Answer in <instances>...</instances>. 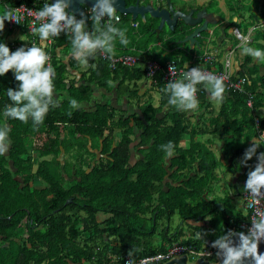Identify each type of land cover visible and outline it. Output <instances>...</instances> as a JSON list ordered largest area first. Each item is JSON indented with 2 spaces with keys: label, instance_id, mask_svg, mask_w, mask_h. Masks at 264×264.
Instances as JSON below:
<instances>
[{
  "label": "trees",
  "instance_id": "obj_1",
  "mask_svg": "<svg viewBox=\"0 0 264 264\" xmlns=\"http://www.w3.org/2000/svg\"><path fill=\"white\" fill-rule=\"evenodd\" d=\"M29 1L3 0L0 14L19 2L30 4ZM129 18L121 16L115 25L125 27L130 39L128 44L118 45L122 52L114 55L128 53L144 65L155 58L148 50L152 34L148 24L139 19L140 31L136 35L138 32L127 23ZM86 28L93 30L90 18ZM21 31L27 36L26 45L21 47H43L37 33L29 34L24 28ZM72 39V34L62 32L53 37L50 48L44 49L50 53L56 72L53 99L57 106H50L42 124L34 127L31 118L25 123L4 116L6 106L12 103L7 89L18 90L19 85L12 71L0 76V128L11 129L9 150L0 155V264H123L130 252L131 259H138L165 252L177 244L215 249L212 243L234 230L247 214L242 217L229 213L224 200L219 211L214 207L216 200L207 197L218 163L205 146L206 141L195 137L199 133L225 136V141L229 134H245L246 140L255 135L260 137L258 154L264 153V116L259 112L264 101V79L257 76L254 64L249 67L251 59H244L236 76L247 78L245 87L253 94V107H247L243 93L225 90L218 112L212 114L210 103L204 104L207 87L200 84L204 90L197 96L198 108L205 106V115L210 117L202 116L203 122L199 117L202 123L192 126L187 111L168 105V82L158 71L147 78L144 68L138 65L117 63L110 67L109 59L100 57L99 52L80 70V62L71 55ZM173 52L165 63L173 60L182 66L185 55ZM191 52L190 57L202 53ZM219 56L220 52L207 65L220 69ZM70 70L80 73L81 84L68 79ZM143 79H150L151 85L140 92ZM91 85L106 92L115 88L120 95H127L137 112L126 116L127 111L105 101L87 109ZM151 90L158 93L157 105ZM71 99L81 107L72 108ZM186 135L189 145L183 143ZM169 142L174 145L170 159L161 147ZM242 150L238 147L232 154L231 166L237 164ZM134 154L139 156L133 159ZM169 171L172 182L166 183ZM225 201L230 204L231 200ZM175 211L181 222L194 224L189 222L181 228L177 225L170 234ZM214 212L220 218L212 216ZM197 222L202 225H195ZM186 230L189 235L184 234ZM199 231L204 234L201 239L196 236ZM182 234L183 240L179 239ZM156 235L159 240L153 242Z\"/></svg>",
  "mask_w": 264,
  "mask_h": 264
},
{
  "label": "clouds",
  "instance_id": "obj_2",
  "mask_svg": "<svg viewBox=\"0 0 264 264\" xmlns=\"http://www.w3.org/2000/svg\"><path fill=\"white\" fill-rule=\"evenodd\" d=\"M71 3L72 0H55L54 3H45L36 13V19L41 23L33 31L42 41L57 37L62 32L71 33L73 36L72 58L86 67L89 58L95 57L97 52L107 54L109 57L114 55V41L117 38L121 44L129 43L126 30L115 26L120 22V16L117 15L120 13H117L115 7L117 0H95L91 8L90 19L93 24L91 32L86 28L83 14H81L82 18L77 19L74 13L68 11ZM18 10L8 9L0 14V33L4 31L6 20L14 21L12 19L14 11ZM105 19L108 21L106 24ZM16 22L18 23V20ZM233 22L239 23V19L236 18ZM235 31L237 35H240L238 30ZM242 39L247 41V37ZM243 54L264 59V51L253 47H243ZM50 59L51 57L40 46L21 47L13 52L6 44L0 43V76L12 71L19 85L18 90L7 89V96L12 103L5 108L3 114L6 118L25 123L31 118L35 127L43 123L50 106H57V102L53 99L55 87L53 81L56 72L49 63ZM169 71L173 74L174 67H170ZM200 84L207 87L211 99H223L226 90L224 77L205 72L201 67H193L184 72L181 79L171 80L165 85V91L169 94L168 105L184 111L197 109L199 106L196 95L197 85ZM70 105L72 108L81 107L75 99L70 100ZM10 131L11 129L7 126L0 128V155L6 154L9 150ZM161 147L168 156L173 155L172 142ZM259 147V144L253 142L252 146L245 151L242 163L246 165L247 161L256 156ZM257 160L254 170L249 171L247 175L244 188L253 205H258L264 200V153H261ZM234 231L229 230L226 235H220L211 245L218 250L217 256L222 258V264H245V261H250L251 264H264V253L259 251V245L261 241H264V211H260L258 217L251 222L247 234ZM203 235L200 231L196 233L198 239H201ZM132 255L133 253L130 252L128 264H135L131 259ZM210 258L215 259V254ZM141 264H147V262L141 261Z\"/></svg>",
  "mask_w": 264,
  "mask_h": 264
},
{
  "label": "crops",
  "instance_id": "obj_3",
  "mask_svg": "<svg viewBox=\"0 0 264 264\" xmlns=\"http://www.w3.org/2000/svg\"><path fill=\"white\" fill-rule=\"evenodd\" d=\"M213 1H214L213 3H201L202 0H198L197 3H194L193 6H197L198 9L205 7L208 12L213 13L214 19H217V24L213 27H214V29L216 27L218 28V33L216 34V36H214L213 35L214 30H212V33H211L212 37L211 38H212V40L215 41L216 45L219 48L220 56L217 58V60H218L221 57L222 52L228 50L229 48H231L235 45V41L230 36L232 27H237L240 30V32H241V30H243V32H241V33L246 34L249 28L255 26L257 24V21L264 17L263 16L264 15V0H243L245 3H241V2L238 3L235 0H213ZM153 5H154V3H153ZM146 16H148V15H146ZM147 18H148V20L145 19V21H142L140 19V21L142 23L148 24L147 29L148 30L150 29V33L152 34L151 37H150L151 34L149 35V37L152 39L151 40L152 44L148 45V46H150V47H148L149 48L148 49L149 54L152 55L153 57H155L156 60H159L160 62H163L165 64V61L171 59V56L174 54L173 51H175L176 54L182 53L183 56L185 55L181 61L182 66L192 64V59H191L192 57H190V50L193 51L191 53H197L199 50L196 47L190 49L187 43H185L186 48L183 47L182 44H176L175 41L178 40L177 38H180V35H176V34L172 35V33L169 32V30L166 27H164L162 29V31H156V27H157V23H158L157 19H155L153 17H149V16ZM236 18L239 19V23L233 22L234 19H236ZM130 20H131V18L128 19L127 23L129 24V26L131 28H133L130 25ZM134 20L138 21L139 17H137ZM138 23H139V21H138ZM209 28H211V27H209ZM229 28H230V30H229ZM256 28L250 34L251 40L246 44L248 46L250 43L255 42L257 40V42H261V46L264 47V28H259V27H256ZM4 29L6 30V33L8 36L13 31H14V33L18 32L20 35L23 36V38H21V39H19V38L12 39L11 38L10 40H7L6 44L11 45L10 49L13 52H14V50H17L18 48H20L21 45L22 46L26 45L27 36L24 34V32L21 31L20 28H12V29L8 28L7 29V26L5 25ZM134 30L136 32H138L136 34V35H138L139 31H140L139 24H138L137 29H134ZM117 39L119 40V38H117ZM128 39H130V38L127 37V40ZM174 39H176V40H174ZM49 45L50 44L48 42H45V41L43 42V48L44 49L50 48L51 46H49ZM241 46L242 45H238L234 49V52H233V65H232L233 73L236 74L237 70H239V66L242 64L244 59H246L248 56L251 59V62L249 63V67H250V65L254 64V68L257 69V76L262 77L264 79V59H256L252 56L243 54V51L239 50ZM114 49H115L114 53H117L120 51V50H118L117 47H115ZM57 50H59V49H57ZM188 50H189V52H188ZM177 51H183V52H177ZM200 51H201V49H200ZM121 52H122V50H121ZM46 53H49V52H46ZM187 53H188V55H187ZM62 55L63 54L61 52L60 56H62ZM117 55H120V54L118 53ZM177 55H179V54H177ZM66 58H68V57H66ZM164 58H167V59H164ZM179 59H180V57L178 58V60ZM138 66L143 68V63L138 64ZM68 79H73L77 83V85H79L83 82V80L80 79V73L78 71H74V70H70V72L68 73ZM149 81L145 80V81H141L139 83L140 84V86H139L140 92L151 85ZM114 89L115 88H113L109 92H106L103 88L96 87L95 85H91V90H92L91 98L88 100V105L86 106V108L92 109L94 107V104H96L98 102L105 101V102L113 105V107H115L117 109H121V111H123V110L127 111L125 114L126 116H130L131 114H134L135 112H137V107H136L134 101L129 100V98L125 94L120 95ZM153 91H155V90H151V92H153ZM263 92H264V90H263ZM207 94H208V97H207V100L204 104L210 103V105L212 106L211 107L212 114H216L219 110V106H218V108H216L215 105L212 103V100H214V99L210 98V93L208 90H207ZM157 96H158V93H157ZM218 101L220 104V100H218ZM157 104H158V98H156V99L154 98V105H157ZM85 105L86 104H84L83 106H85ZM204 108H205V106H203L201 108H197L195 110L187 111V115L189 117H191L192 126H194V125L198 126V124H201L203 122V120L201 118L202 116L210 117V115H207V114L205 115L206 112L204 111ZM259 112H261V114H260L261 116H264V101H263V107H261L259 109ZM199 117H200V119H199ZM198 119L201 120L202 122H198ZM243 133H245V132H243ZM205 136L206 135H202L199 133L198 135H196L195 140H197V141L198 140H201V141L205 140L206 141L205 146H207L211 150V154H212L213 159L215 161H217V163H218L217 166L213 169V178L210 181L211 184H210L209 190H206V191H209V194L207 195V197L209 199H215L216 202L221 203L222 206H223V200H224V202L226 203V206L229 207L228 208L229 213H235V214H239L242 217H245L246 210H245L243 203H242V200L240 198V193L245 188L247 175H248L249 171L254 170V168L258 162L257 157L259 156L258 150L260 148H257L256 156H254L251 160L247 161L246 165L243 164L242 161H243L245 151L249 147L252 146L253 142L261 145L259 143V139L255 135L251 136L248 140H246L245 134H241V135L235 136V137L232 136L231 134H229V136H226L227 140L225 138V141H224L225 136L221 137V138L213 137V139L211 141V138H207V137L205 139H202ZM216 139H218V144H216V143L212 144V143H214V141ZM183 143L188 145V135H186L184 137ZM238 147L243 148V150L241 151L242 156L238 160L237 164L233 167V165L231 166V164H232L231 156L238 149ZM172 156H167V158L170 159ZM133 159H135V158H133ZM195 167H197L196 164H195ZM170 175H171V171H169V173L166 175L167 176L166 177V181H167L166 183L172 182V180L170 181V178H169ZM189 175L190 176L193 175V171H191ZM181 181H179V182H181ZM222 181H224V183H221ZM219 185H220V187H219ZM224 185L228 188V190H230L229 192L225 193L222 191V190H224V187H225ZM218 188L221 189V191H220L221 194H219L217 191L214 192L215 190H218ZM216 193H217V196H215ZM226 199L231 200L230 201L231 205L225 201ZM211 215L215 216L217 218H220V214L218 212H214ZM210 216H208L207 219ZM221 221H223V220L221 219ZM189 222H190V224H194L192 221H185V222L182 221L180 224L181 225L180 228L183 227L184 225L189 224ZM195 225H197V226L202 225V222H197ZM184 234L189 235L190 232L188 233V231L186 230V231H184Z\"/></svg>",
  "mask_w": 264,
  "mask_h": 264
},
{
  "label": "built area",
  "instance_id": "obj_4",
  "mask_svg": "<svg viewBox=\"0 0 264 264\" xmlns=\"http://www.w3.org/2000/svg\"><path fill=\"white\" fill-rule=\"evenodd\" d=\"M48 2L50 3L49 0H30L29 1L30 4H27L26 2H19V4L13 5L11 7L8 8L5 7L7 8V10L19 9L18 11H14L12 17L14 21L11 22L7 20L5 21V25L7 26V29L20 28L22 30L24 28L25 31L28 32L29 34H34L35 32L33 31V29L39 27L41 23V21L36 19V13L43 7L45 3ZM2 3L3 0H0V4ZM117 15L120 16V14ZM16 20H18V23L16 22ZM105 23H108L107 19H105ZM138 24H139L138 21L130 20V25L133 27V29H137ZM256 27L264 28V18L258 20L255 26L249 28L246 34L241 33L237 27L231 28L230 36L235 41V45L229 48L228 50L222 52L221 57L218 59V62L220 64V69L217 68L212 69L208 66L215 59L216 54L219 53V48L217 45L214 48H209V49L206 48L208 43L212 40L211 38L212 31L209 30V34L205 35L204 37H202V35L200 34L196 35L197 38H202V46H201L202 53L198 57L192 55V64L177 66L175 62L171 60L166 62L162 66L155 58H152L143 65V68L146 71V76L148 78H151L152 75L158 71L165 82H170L171 80L174 81L177 79H181L183 73L186 72L187 70H191L193 67H201V69L205 72L212 73L218 77H224V84L226 86V90H235L239 93H243L245 95V100H244L245 104L247 105L248 108H252L253 94L245 87L247 83V78L245 76H236V74L233 73L232 65H233L234 49L238 45H244L248 43L251 40L250 34ZM235 30H238L240 35H237V32ZM242 37H247V41L242 39ZM52 39L53 37H50L45 42H48L50 44L52 43ZM31 43L32 45L34 44L32 41ZM47 54L50 56L49 53ZM99 55L102 58L109 59L110 67H114V65H116L117 63H121L128 67H133L135 65H138L139 63L137 57L130 55L128 53L120 54L116 56L112 55L111 57H109L107 54L99 52ZM200 61L202 62L201 64L199 63ZM49 63L51 64V59ZM170 67H174L173 74L169 71ZM197 88L198 91L196 95L198 96L199 93H201L202 90H204V88L199 87L198 85ZM241 199L243 202V206L247 211V218L246 220L236 224L234 230H239L247 234L248 229L251 227V222L258 217V213L260 211H264V200H262L258 205H253L251 203L249 194L245 190L241 193ZM215 251L216 249L209 250L205 248H195V246L192 245L186 246L183 244H177L167 248L165 252L156 253L154 255L144 256L142 258L133 259V260L135 264H141V261H146L147 264H156L159 263L160 261L165 263L170 258L181 254H187L192 259L198 257H203V258L212 257L213 254H215ZM129 259H130L129 257H126L123 260V264H128Z\"/></svg>",
  "mask_w": 264,
  "mask_h": 264
},
{
  "label": "water",
  "instance_id": "obj_5",
  "mask_svg": "<svg viewBox=\"0 0 264 264\" xmlns=\"http://www.w3.org/2000/svg\"><path fill=\"white\" fill-rule=\"evenodd\" d=\"M49 1L50 3L55 2V0ZM94 3L95 0H72L68 11L79 18H82L81 14H83L87 25L91 17L89 11ZM194 3H197V0H166V3H154V5L152 0L147 4H140L137 0L136 3L126 5L124 0H117L115 7L117 13L128 15L132 20L139 17L142 21H145L146 15L157 19L156 31H162L166 27L169 32H176V35H180L181 39L176 40V44L187 43L190 49L196 47L200 50L202 38H197L196 35L200 34L204 37L209 34V30H214L209 27L215 26L217 19H214L213 13L208 12L205 7L198 9L197 6H193ZM67 201L69 202L71 199L68 198ZM214 207L219 211L223 209L219 202H216ZM234 232L241 231L235 230ZM234 239L236 238L234 237ZM217 251L214 262H209L203 257L195 258L191 262L187 254H181L170 258L163 264H222V258L217 256ZM259 251L264 253V241H261ZM245 264H251V262L245 261Z\"/></svg>",
  "mask_w": 264,
  "mask_h": 264
},
{
  "label": "rangeland",
  "instance_id": "obj_6",
  "mask_svg": "<svg viewBox=\"0 0 264 264\" xmlns=\"http://www.w3.org/2000/svg\"><path fill=\"white\" fill-rule=\"evenodd\" d=\"M264 16V15H263ZM262 16V17H263ZM211 28H213L214 29V27L213 26H210ZM125 28V27H124ZM123 28V29H124ZM257 29V28H256ZM124 30H126V28L124 29ZM229 30H230V28H229ZM228 30V31H229ZM263 30V29H262ZM241 32H243V30H241ZM218 33V28L216 27L215 29H214V31H213V35L214 36H216V34ZM15 39V38H19V39H21V38H23V36L22 35H20L18 32H15L14 33V31L12 32V33H10V35L8 36L7 35V33H6V30L4 29V31L2 32V33H0V43H4V44H6V42H7V40H10V39ZM177 39H179V38H177ZM174 40H176V39H174ZM144 41V40H143ZM10 42V41H9ZM141 42V41H140ZM70 43H72V41L70 40ZM142 44H143V42H141ZM150 44H152V42L150 41L149 43H148V45H150ZM9 48H11V45L10 44H6ZM118 45H121V43H119V40L118 39H116L115 41H114V46L115 47H117L118 48V50H120L121 51V47H119ZM182 46L183 47H185L186 48V45H185V43L184 44H182ZM245 46H247V44H244V45H242L241 47H240V51H243V47H245ZM114 47V48H115ZM150 47V46H149ZM205 47V46H204ZM214 47H216V43H215V41L214 40H211L209 43H208V45L206 46V48H214ZM248 47H253V48H257V49H260L261 51H264V47H262L261 46V42H257V40L255 41V42H252V43H250L249 45H248ZM83 68H84V65H82L81 63L79 64V69L80 70H83ZM142 81H144V79L142 80ZM152 95H153V97H155V99L156 98H158V96H157V93L155 92V91H153L152 92ZM212 103L215 105V107L216 108H218V106H220V104H219V101L218 100H212ZM211 138V140L213 139V137L212 136H205V137H203L202 139H205V138ZM257 137V136H256ZM217 138V137H216ZM237 142V141H236ZM218 144V139H216L215 141H214V143H212V144ZM189 145V144H188ZM144 151H146V149H143ZM84 155L85 156H87V155H89V152H87V153H84ZM95 158L97 157L96 155L94 156ZM218 173V172H217ZM221 183H224V181H222ZM221 185V184H220ZM220 185H219V187H220ZM225 186V185H224ZM218 192L219 194H221V189L220 188H218V190H215L214 192ZM223 192H229L230 190H228V188L225 186L224 187V190H222ZM215 196H217V193L215 194ZM181 224V220H180V215H179V213L177 212V211H175V213H174V215L172 216V218H171V221H170V226H171V229H170V231H169V233L170 234H172L173 232V228L174 227H176L177 225H180ZM180 238L179 239H181V240H183V239H185V236L182 234V235H180L179 236ZM178 239V241H180ZM158 240H159V237L156 235V236H154L153 237V242H158Z\"/></svg>",
  "mask_w": 264,
  "mask_h": 264
},
{
  "label": "flooded vegetation",
  "instance_id": "obj_7",
  "mask_svg": "<svg viewBox=\"0 0 264 264\" xmlns=\"http://www.w3.org/2000/svg\"><path fill=\"white\" fill-rule=\"evenodd\" d=\"M136 1L137 0H124V2L126 3V5H130V4L136 3ZM149 1H151V0H138V3H140V4H147V3H149ZM235 1H237L238 3H240V2L241 3H245L243 0H235ZM213 2H214L213 0H202L201 3H213ZM152 3H166V0H152ZM121 16H128V15L120 14V17ZM147 17L148 16H146V19L148 20ZM175 34H176V32L172 33V35H175ZM201 46H202V44H201ZM135 135H137V134H135ZM138 135H139V133H138ZM134 156H135V159H136L139 155L138 154H134ZM205 259L208 260L209 262H214L215 261V259H212L210 257H207ZM189 260L192 262L194 259H192V258L189 257Z\"/></svg>",
  "mask_w": 264,
  "mask_h": 264
}]
</instances>
